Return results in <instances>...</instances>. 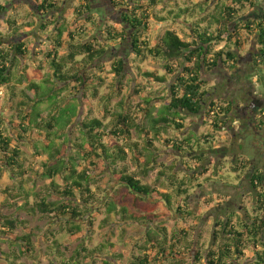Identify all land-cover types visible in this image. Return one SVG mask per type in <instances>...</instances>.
<instances>
[{"label": "trees", "instance_id": "trees-1", "mask_svg": "<svg viewBox=\"0 0 264 264\" xmlns=\"http://www.w3.org/2000/svg\"><path fill=\"white\" fill-rule=\"evenodd\" d=\"M132 1L134 4H131L130 9L121 13L120 28L94 18L89 12L90 4L87 1L85 5L81 3L76 9L83 8V13L87 15L84 23H76L74 26L83 30L76 31L77 28H70L73 19L59 20V15H49L50 11L60 8L59 4L52 0H41L40 3L36 0L35 16L38 27L43 31L38 33L44 36L45 42L36 53L32 51L28 54L26 42L18 40L21 31L26 30V27L34 28L36 24L27 23L23 26V23H19L9 25L8 33L0 31V92L5 91L11 101L19 95L31 101L29 112H21L17 119L3 121L0 125V176L6 171L13 181L11 186L3 189L6 199H23L31 213L54 216L63 224L62 229L75 238L84 236L81 223L91 210L101 212L104 223L115 216L123 223L149 226L143 241L136 244V252L128 255L126 260L118 252L116 243L106 241L92 244L91 238L87 241L81 239L67 256L65 246L58 236L50 233L46 261L36 264H186L184 256L194 246L197 248L193 234L187 230L182 229V235H177L167 232L164 226L155 225L164 216L160 204L179 214L189 213L186 200L190 196L187 191L190 188V177L175 172L174 165L158 162L155 141L163 138L166 144L176 148L187 168H199L207 163L208 154L217 145L213 134L202 132L200 135L205 140H201L200 136L183 133L168 137L166 132H181L186 116L196 117L203 112H206L215 130L222 128L231 104L207 102L208 91L202 72L231 67V62L235 60L231 47L243 42V30L255 34L262 47L260 65L264 61V10L259 22H241L236 20L238 13L243 12L246 6L251 7L253 0H216L213 10L208 11V4L214 0H201L193 3V6L187 5L177 10L192 18L193 11L199 9L198 18L190 21L192 40L187 41L174 30H167L161 39L151 45L142 37L141 31L148 27L151 19H165L152 9L162 0ZM149 8L152 9V15ZM3 9V5H0V10ZM97 21L105 24L98 25ZM7 22L18 24L13 19ZM88 24L92 28L86 27ZM201 24L207 26L201 27ZM213 25L216 27L212 31L210 29ZM128 38L135 55L130 66L135 69L136 75L161 85L166 84L167 89L166 98L159 107L136 105L140 115L142 113L145 118V125L137 123L139 113L133 109V114L132 107L125 99L112 105L109 95L99 96L104 78L96 75L90 67L105 56L113 44ZM35 55L50 70V75L48 73L41 81L31 80L22 67L23 59L28 56L32 59ZM147 57L163 61L165 74L143 70L139 62ZM174 61L176 66L172 64ZM41 62L35 69L38 74L44 70ZM124 68L123 58L112 63L116 76ZM23 80L27 82L25 88H18ZM87 89L92 90L94 98L102 100V118L90 117L88 113L79 115L81 105L89 106L85 95ZM142 89L143 84H140L138 90ZM26 90L33 94L32 98ZM65 92L67 95H63ZM142 99L146 106L152 101L151 95H144ZM74 128L78 133L72 137L71 130ZM263 128L264 123L261 121L257 130ZM135 130L139 131V140L133 137ZM26 141H31L32 153L40 158L38 169L26 164L27 159L20 147ZM191 159L194 162L196 160L193 167L189 164ZM130 160L142 170L143 176L151 171V177L163 180L162 186L171 191L146 183L131 168ZM238 163L241 165L231 167L232 171L250 175L256 197L255 206L246 210L243 216L238 215V218L233 219L232 215H228L227 220L220 221L218 228L212 230L211 244L203 253L201 251L192 256L190 259H194V262L187 261V264H238L234 262L235 259H243L247 248L253 250L255 264H264V191L260 187L262 174L257 169H248L251 162L244 158L240 157ZM31 171L45 180L37 192L25 188ZM104 174L109 178L107 187L97 181ZM237 176L240 178V173ZM58 178L61 182L57 181ZM175 197L177 203L174 204ZM179 199L184 202L180 203ZM4 218L0 222V240H5L9 248L5 251L0 247V259L8 264H23V258L34 257L35 244L30 229L25 221L15 216ZM17 227H23L26 233L18 234Z\"/></svg>", "mask_w": 264, "mask_h": 264}, {"label": "rangeland", "instance_id": "rangeland-1", "mask_svg": "<svg viewBox=\"0 0 264 264\" xmlns=\"http://www.w3.org/2000/svg\"><path fill=\"white\" fill-rule=\"evenodd\" d=\"M40 1L41 0H38L39 3ZM52 1L56 4H59L60 8L57 11H50L49 15H59V20L73 19L74 23L70 25L71 29H76L79 27H74L76 23L82 24L85 22L84 18L87 15L83 13L85 10L82 7L81 10H77L76 6H81V3L85 5L86 1L88 4H90L89 12H91L94 18L104 20L106 24L114 25L116 28H120L122 26L121 13H123V11L129 10L131 4H134L132 0ZM162 1L157 7L152 9L155 11V13L161 17H164L165 19L160 21L151 19L148 27L141 31L142 37L147 39L151 45H154L159 39L162 38L167 30H174L176 34L182 39L187 41L192 40L190 21L191 19L192 21H195V19L198 18L199 9H195L193 11L192 18L183 15L179 11L177 12V10H179L181 7L184 8L187 5L193 6V3L201 0ZM263 1L264 0H255V3L261 5ZM38 2H36V0H0V5H3L4 8L3 10H0L1 32H10L9 25L15 26L20 25L21 23H23V26L27 23L36 24L34 28L26 27V30L21 31L18 37V40L26 42L27 46L29 47L28 54L32 53V51H35L36 53L38 47H41L42 43H45L44 36L38 33L41 29L38 27L37 18L35 16ZM215 2L216 0L208 4L207 11L212 9ZM152 9L149 8V11ZM250 9L251 7L246 6L243 11L247 13L250 11ZM171 10H173L172 13L169 12ZM251 10H254V12L257 11L256 8ZM11 19L16 20L18 24L12 22L9 24L7 21H11ZM97 23H99L98 25L105 24L100 23L99 21H97ZM203 26L207 25L201 24V27ZM86 27L89 28L91 26L88 24ZM215 27L216 25L211 26L210 30L213 31ZM78 30L80 31L83 29L77 28L76 31ZM41 33H43L42 30ZM241 35L246 44L245 48L249 42H251L250 40H255L256 38L255 34L244 30L242 31ZM64 39H66V37H64ZM129 39L130 38L125 41H121L120 43L113 44V46L108 50L107 54L99 58L90 67L96 75L104 78V84L99 89V96L109 95L111 97L112 105L116 104L121 99H125V102H129L128 105L132 107L133 114H135L134 111H138L139 114L137 123L145 125V118L142 117V113L140 115V111L136 105L139 104L140 107L147 108L151 105H155L156 108L159 107L166 98L167 89L166 84L161 85L150 81L148 78H143L136 75L135 69H132L130 66L134 61L133 58L135 55L129 46ZM51 43L52 42L49 43V48L51 47ZM119 58L124 59L125 68L119 76H116V73L112 70V63ZM37 59V55H35L32 59H30V56H28V58L23 59L22 67L24 70H26L27 76L31 80L41 81L46 77V75H48V73L50 75V70L42 60L41 62ZM40 62L44 65V70H42L41 74H38L35 69ZM139 64L143 70L145 69L160 75L165 74L163 61H159L152 57H147L144 61L139 62ZM172 64L174 66L177 65L176 61H174ZM257 68L258 70L255 72L257 74H254V76L260 75L261 79H264V62ZM226 71L227 70L223 67H218L214 70L202 72V77L205 80L206 89L208 91V103L210 101H214L222 105L232 103L231 96L238 91L235 90V86L228 84L226 81ZM256 81L257 80L253 79V77L250 80L252 83ZM26 83L27 82L23 80L20 84L21 86H18V88H25ZM140 84H143L142 91L138 90ZM120 87L122 88L120 89ZM243 90L244 89L242 88V91ZM26 93L32 98L33 94L29 90H26ZM91 93L92 90L87 89L85 91L86 98L89 102L87 105L89 106H85L86 104L81 105L79 107L78 113L79 115H85V113H88L90 117L102 118V100L100 98H94ZM63 95H67V93L65 92ZM144 95L145 97L151 95L152 98V101L147 106L142 99ZM28 102L30 104H28ZM30 107L31 101L22 95H19L16 100L11 101L7 98L6 92L2 90L0 92V125L3 121L6 122L12 118L17 119L19 115L22 114L21 112H29ZM156 108L153 110L154 115L156 113ZM205 113L206 112H203L201 115L196 117L186 116L184 128L181 130V132H166L168 137L179 136V134L183 133L184 135L191 136L193 134L194 137L200 136L201 140H205L204 137L200 135L202 132L213 134L216 142L215 144H217L216 148L210 151V154H208V158L206 159L207 163L202 164L199 168L192 166L196 160L195 162L193 159L190 160L189 164L191 167H193V169H195L194 171L193 169L187 168L184 165V158L181 157L180 152H178L176 148L166 144L163 138H161L162 140L155 141V146L157 147L155 156L158 162L161 161L166 165H174L175 172H179L180 175L184 174L187 177H190V188L187 190L190 196L186 200L189 213L179 214L176 210L166 209L164 205L160 204L159 208L164 216L155 223V225L164 226L167 232L172 234L182 235L180 233L182 229L193 234V239L196 242L197 248L194 246L193 250L184 256L186 264L190 261L194 262V259L192 260L190 258L192 256L198 255V253L201 251L203 253L209 244H211L212 230L218 228V223L220 221L227 220L228 215H232L231 217H233V219L236 217L238 218V215L243 216L245 215L246 210H249L250 208L252 209V207L255 206L254 204L256 197L250 181V175L248 173L246 174L239 171L233 173L231 168L239 164L241 165V163H238L240 157L251 162L248 169H257L261 172L262 184L260 187L261 191H264V128L256 133V137H253V132L248 130L241 133V138H232L228 132L224 131L225 128L215 130L211 126L210 121ZM77 133L78 132L75 128L71 130L72 137H75ZM133 137L135 140H139V131L135 130ZM31 141L23 142L20 144V147L25 154V158L27 159L26 164L34 165V167L38 169L40 158L36 157L32 153L30 147ZM230 142H233V144H230ZM240 144L243 146L240 147ZM232 157H234L235 160H233ZM130 163L131 168L138 172L146 183L153 186H159V188L164 191H171L169 188L162 186L161 183L163 180H155L152 178L151 171L148 172L146 176H143L142 170H139L137 166L133 164V160H130ZM137 169L139 171H137ZM156 169L158 168L156 167ZM238 173H240V178L237 176ZM44 181V179L36 176L34 171H31L27 176L25 188L27 190L37 192L44 184ZM57 181L61 182L59 178ZM97 181L100 182L104 187H107L109 184L108 175H101ZM12 182L13 181L11 180L8 172L3 171L0 176V222L5 220L4 217L15 216L17 219L25 221V225L30 229L31 238L35 244V252L32 259L23 258L21 260L23 264H36L46 261L47 253L49 252V239L51 238L50 233H55L58 236L63 246H65V253L67 256H69L71 252L77 247L81 239H85L87 241L88 238H91L92 244L106 241L116 243L118 245V252L122 254L126 260L128 255L136 252V244L143 241L144 233L147 229H149L148 225L120 222V220H118L115 216L109 218L108 223H104L103 214L101 212L95 213L93 210H91L90 213L84 216V222L81 223V232L84 233V236L82 237L79 235L78 238H75V236L72 237L62 229L63 224L59 220H56L54 216H45L40 213H31L28 211L29 206L24 204L23 199L7 200L6 192H3V189L4 187L11 186ZM13 201H15L14 204H12ZM176 201L177 200L175 197L174 204L177 203ZM178 201L180 203L184 202L180 199ZM175 207L176 205L173 206V208ZM93 216H95V218H92ZM16 232L18 234L26 233L23 227H17ZM0 247L7 251L9 244L6 243L5 240H0ZM245 253L246 256L243 259H235L234 262L238 264H255L253 250L251 248H247ZM0 264L8 263L3 259H0Z\"/></svg>", "mask_w": 264, "mask_h": 264}, {"label": "flooded vegetation", "instance_id": "flooded-vegetation-1", "mask_svg": "<svg viewBox=\"0 0 264 264\" xmlns=\"http://www.w3.org/2000/svg\"><path fill=\"white\" fill-rule=\"evenodd\" d=\"M254 8L257 9L256 12L251 10ZM251 9L247 13L245 11L238 13L236 20L259 22L264 10V1L261 5H258L253 0ZM250 41L246 48L244 40L238 46L233 45L231 47L235 60L231 62L232 65L229 69L224 68L227 70L225 72L226 81L228 84L235 86V90L238 91L235 92L237 94L234 93L231 96V109L229 114L225 115L226 122L222 126V128H225L224 131L228 132L232 138H241V133L248 130H251L253 137H256V133L259 131L257 125L261 121L264 123V79H261L260 75L254 76V74H257L255 72L258 70L257 67L262 56V47L256 38ZM252 77L257 81L250 82Z\"/></svg>", "mask_w": 264, "mask_h": 264}]
</instances>
